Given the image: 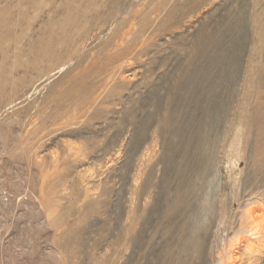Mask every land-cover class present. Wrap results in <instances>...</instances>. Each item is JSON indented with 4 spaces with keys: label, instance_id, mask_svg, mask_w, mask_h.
I'll list each match as a JSON object with an SVG mask.
<instances>
[{
    "label": "rangeland",
    "instance_id": "1",
    "mask_svg": "<svg viewBox=\"0 0 264 264\" xmlns=\"http://www.w3.org/2000/svg\"><path fill=\"white\" fill-rule=\"evenodd\" d=\"M0 264H264V0H0Z\"/></svg>",
    "mask_w": 264,
    "mask_h": 264
},
{
    "label": "bare ground",
    "instance_id": "2",
    "mask_svg": "<svg viewBox=\"0 0 264 264\" xmlns=\"http://www.w3.org/2000/svg\"><path fill=\"white\" fill-rule=\"evenodd\" d=\"M260 212H261V210H260ZM250 214L253 215V211L250 212ZM251 215H250V217H251ZM251 218H253V217H251ZM238 242H239V241H238ZM240 242H241V241H240ZM240 242H239V243H240ZM241 246H242V245H241ZM254 246H255V245H254ZM254 246H253V245L247 246V251H248L250 254H252V253L255 254V253L257 252L258 249H257L256 247H254ZM261 247H262V246H261ZM258 251H259V250H258ZM230 254H231V253H230ZM252 255H253V254H252ZM233 258H234V257L232 256V262L234 261ZM234 259H235V258H234ZM235 260H236V259H235Z\"/></svg>",
    "mask_w": 264,
    "mask_h": 264
}]
</instances>
